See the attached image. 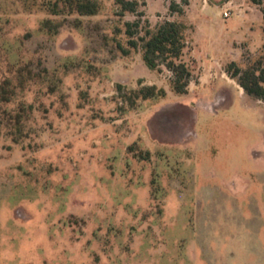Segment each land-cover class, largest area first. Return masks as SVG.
<instances>
[{
    "label": "rangeland",
    "instance_id": "374dc122",
    "mask_svg": "<svg viewBox=\"0 0 264 264\" xmlns=\"http://www.w3.org/2000/svg\"><path fill=\"white\" fill-rule=\"evenodd\" d=\"M130 1L0 0V264H264V100L226 71L263 56L245 19L264 3ZM165 21L187 26L185 95L143 60ZM153 85L166 97H120Z\"/></svg>",
    "mask_w": 264,
    "mask_h": 264
},
{
    "label": "trees",
    "instance_id": "16d2710c",
    "mask_svg": "<svg viewBox=\"0 0 264 264\" xmlns=\"http://www.w3.org/2000/svg\"><path fill=\"white\" fill-rule=\"evenodd\" d=\"M67 8L69 13H77L80 16H95L99 13L100 8L96 0H60ZM254 5L261 6L264 0H250ZM119 15L126 12L136 13L139 3L130 0H117ZM173 7V6H172ZM59 3L53 4L51 13L54 16L61 14ZM180 13V8H171ZM44 27L53 25L52 21L43 22ZM128 33L131 37L134 32L131 28L139 27L138 23L127 24ZM58 29V28H57ZM187 26L176 21H165L158 24L153 30L148 29L146 35L140 39L141 50L143 52V60L150 70H158L160 66H165L173 77L171 86L173 91L178 95L188 93V87L192 78V68L184 60V53L187 44L186 37ZM132 48H138L136 40H129ZM124 53H128L124 50ZM226 71L232 79L236 80L238 85L244 90L247 96L258 100H264V54L253 66L246 70H242L235 62L230 63L226 67ZM124 87L118 85V90L122 91ZM132 96H120L130 108H134L138 101H147L150 99L165 98L166 91L159 89L157 86H143L140 90H131Z\"/></svg>",
    "mask_w": 264,
    "mask_h": 264
},
{
    "label": "crops",
    "instance_id": "0c3cea01",
    "mask_svg": "<svg viewBox=\"0 0 264 264\" xmlns=\"http://www.w3.org/2000/svg\"><path fill=\"white\" fill-rule=\"evenodd\" d=\"M264 3V2H263ZM254 5V4H253ZM256 6H258V5H256ZM253 9H256V11H257V13H259V14H257L256 16H257V18H256V20H251L250 19V17H249V14H250V12L252 13V10L250 11V12H247V15H246V19H245V22H246V24L248 23L249 24V27H250V29H252L253 30V27H254V25H255V27L256 26H258L259 28H261L262 30H263V28H264V15H263V13H262V11H261V8H253ZM212 10H214V9H212V8H202V10H201V13H202V11H205L204 12V14L206 13V12H211ZM225 11V9L223 10V12ZM222 12V13H223ZM208 19V21L210 22L211 21V18H207ZM223 20H225V18H223ZM235 44H237L238 45V43H235V41H233L230 45H232L231 47H230V49H228V51H229V53H231L232 54V56H235V55H237V53H238V49L237 50H234V46H235ZM228 47V46H227ZM210 57V55H207V57H206V59H208ZM232 59H234V58H232ZM231 59V61H235V60H232ZM236 63V62H235Z\"/></svg>",
    "mask_w": 264,
    "mask_h": 264
},
{
    "label": "built area",
    "instance_id": "2783aa9c",
    "mask_svg": "<svg viewBox=\"0 0 264 264\" xmlns=\"http://www.w3.org/2000/svg\"><path fill=\"white\" fill-rule=\"evenodd\" d=\"M231 14H232V12L230 10H227V11L224 12L223 15H224L225 18H229L231 16Z\"/></svg>",
    "mask_w": 264,
    "mask_h": 264
}]
</instances>
